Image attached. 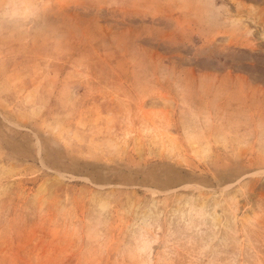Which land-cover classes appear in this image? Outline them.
<instances>
[{
  "label": "rangeland",
  "instance_id": "obj_1",
  "mask_svg": "<svg viewBox=\"0 0 264 264\" xmlns=\"http://www.w3.org/2000/svg\"><path fill=\"white\" fill-rule=\"evenodd\" d=\"M0 264H264V0H0Z\"/></svg>",
  "mask_w": 264,
  "mask_h": 264
}]
</instances>
